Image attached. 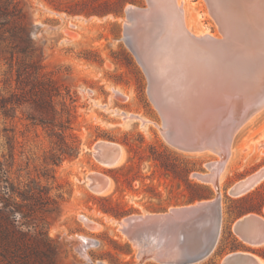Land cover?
I'll list each match as a JSON object with an SVG mask.
<instances>
[{"label":"rangeland","instance_id":"rangeland-1","mask_svg":"<svg viewBox=\"0 0 264 264\" xmlns=\"http://www.w3.org/2000/svg\"><path fill=\"white\" fill-rule=\"evenodd\" d=\"M15 1L0 17V264H176L142 259L145 243L131 239L122 221L219 196L218 243L192 264H221L234 251L264 259V244L251 245L234 229L240 217L264 214V178L242 195L229 192L264 171V107L233 136L217 183L205 181L197 174L211 172L209 164L222 157L166 138L149 78L127 40V8H148V0ZM179 1L193 31L223 35L205 2ZM41 80L54 85L52 95L41 92ZM239 113L217 99L201 130L220 131ZM102 141L121 145L117 165L97 158ZM92 174L108 177L106 193L90 187ZM179 239L174 232L168 238Z\"/></svg>","mask_w":264,"mask_h":264},{"label":"bare ground","instance_id":"bare-ground-1","mask_svg":"<svg viewBox=\"0 0 264 264\" xmlns=\"http://www.w3.org/2000/svg\"><path fill=\"white\" fill-rule=\"evenodd\" d=\"M148 1V8H127L132 22L126 28L127 40L149 78V92L163 116L166 138L188 150H212L222 157L209 164L211 172L197 174L216 184L231 154L233 136L264 107V0H202L222 36L193 31L187 23L186 7L179 0ZM217 99L233 102L240 110L238 118L220 131L210 130L212 127L201 130L206 107ZM96 149L97 158L106 166L122 160V147L116 142H99ZM263 178L264 171L232 189L244 194ZM109 185L102 174L90 176L95 192L106 193ZM217 199L164 213L129 216L121 225L131 239L145 243L142 259L151 255L159 261L174 260L184 252L183 234L195 250L205 244L209 234L219 239L222 223ZM202 207L206 209L202 211ZM251 216L248 230L240 236L251 245H262L257 241L264 238V217ZM207 227L210 232L206 236ZM173 232L180 237L175 243L168 240ZM200 235L204 240L197 242Z\"/></svg>","mask_w":264,"mask_h":264},{"label":"water","instance_id":"water-1","mask_svg":"<svg viewBox=\"0 0 264 264\" xmlns=\"http://www.w3.org/2000/svg\"><path fill=\"white\" fill-rule=\"evenodd\" d=\"M172 144H174L175 146H177L179 148L188 150V148H185L179 144H175V143H172ZM189 151H191V150H189ZM229 192L232 195H235V194L238 195L240 193L241 194L243 193V192H240V191L232 189V188H231V190H229ZM216 202H217L216 210L219 211V215L221 217V223H222L223 212H222V205H221V203H222L221 196L218 197ZM214 205H216V204H214ZM205 209H206L205 207H202L201 210L204 211ZM251 214L252 213L246 214V215L240 217L235 222L234 229L238 235H240V233H244L248 230L247 224L250 222V219L252 217ZM259 215L264 217V214H259ZM198 218L199 217H197V219ZM189 219H192V217ZM181 238L184 241V248H183L184 252H183V254L174 260L173 259L172 260L171 259H165L161 262L176 263V264L196 263V262L202 261L205 258H207L214 251V249L218 243V238L216 236H214L213 234H209L207 236V240H206L205 244L202 245L199 250H195L194 248L189 247V240L186 239L184 234L181 236ZM257 243L264 244V238H261L259 241H257ZM256 257H257V259H256ZM261 259L264 260L261 256L255 254L251 251H234V252L227 254L223 258L221 264H262ZM255 261H257V262H255Z\"/></svg>","mask_w":264,"mask_h":264},{"label":"trees","instance_id":"trees-1","mask_svg":"<svg viewBox=\"0 0 264 264\" xmlns=\"http://www.w3.org/2000/svg\"><path fill=\"white\" fill-rule=\"evenodd\" d=\"M7 3V4H6ZM6 3H4L3 5L0 3V17H1V15L2 14H6L4 11H6V10H9V9H7L9 6H10V4H12V7L15 5V3H16V1L15 0H8ZM6 6V7H5ZM0 25H2V23H0ZM25 34H26V37H28V39H29V33L26 31V29H25V27H19ZM9 31H10V29H8ZM12 32V35L13 36H17V34H18V30H16V28L15 29H13V31H11ZM4 40V38H3V32L1 31V26H0V42L1 41H3ZM26 49H33V46L32 45H28V47H26ZM49 81V80H48ZM40 82H42L41 84L42 85H44L43 86V88L41 89V92L42 93H48V95L50 94V95H52L53 94V91L54 90H56L55 89V87H54V85L53 84H51V82H48V83H43L44 81H40ZM46 85H48V86H46ZM54 96H55V94H54ZM42 108H47L48 106H41ZM50 108H52V106L50 105ZM39 120L41 121V122H43V123H46V121H44V119H42V118H39ZM258 211H260L261 209H257ZM26 234V233H25ZM34 236L32 235V238H33ZM34 239H36L37 241L38 240H40V239H42L40 236H35V238ZM49 240V239H48ZM45 241V240H44ZM50 241V240H49ZM48 241V242H49ZM23 242H25V240L23 239V238H20V245H21V243H23ZM19 245V246H20Z\"/></svg>","mask_w":264,"mask_h":264}]
</instances>
